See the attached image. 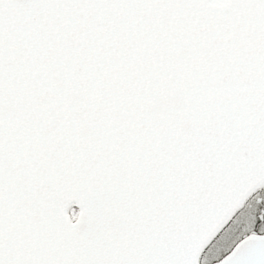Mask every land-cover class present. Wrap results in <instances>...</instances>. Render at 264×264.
I'll use <instances>...</instances> for the list:
<instances>
[{
	"label": "snow or ice",
	"instance_id": "1",
	"mask_svg": "<svg viewBox=\"0 0 264 264\" xmlns=\"http://www.w3.org/2000/svg\"><path fill=\"white\" fill-rule=\"evenodd\" d=\"M0 264H264V0H0Z\"/></svg>",
	"mask_w": 264,
	"mask_h": 264
}]
</instances>
